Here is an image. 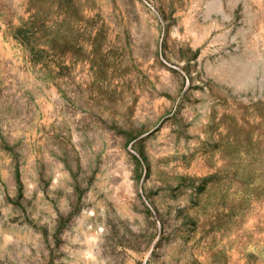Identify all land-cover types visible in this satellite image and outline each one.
<instances>
[{"label":"rangeland","instance_id":"obj_1","mask_svg":"<svg viewBox=\"0 0 264 264\" xmlns=\"http://www.w3.org/2000/svg\"><path fill=\"white\" fill-rule=\"evenodd\" d=\"M0 264H264V0H0Z\"/></svg>","mask_w":264,"mask_h":264}]
</instances>
